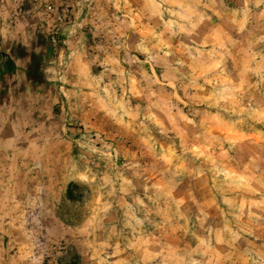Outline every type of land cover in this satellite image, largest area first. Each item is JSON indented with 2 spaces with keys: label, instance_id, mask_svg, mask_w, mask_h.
I'll return each instance as SVG.
<instances>
[{
  "label": "rangeland",
  "instance_id": "obj_1",
  "mask_svg": "<svg viewBox=\"0 0 264 264\" xmlns=\"http://www.w3.org/2000/svg\"><path fill=\"white\" fill-rule=\"evenodd\" d=\"M0 264H264V0H0Z\"/></svg>",
  "mask_w": 264,
  "mask_h": 264
},
{
  "label": "clouds",
  "instance_id": "obj_2",
  "mask_svg": "<svg viewBox=\"0 0 264 264\" xmlns=\"http://www.w3.org/2000/svg\"><path fill=\"white\" fill-rule=\"evenodd\" d=\"M68 188H69V194L67 196V199L69 201H72L73 200V196L71 195V188H72V183L71 182L69 183Z\"/></svg>",
  "mask_w": 264,
  "mask_h": 264
}]
</instances>
